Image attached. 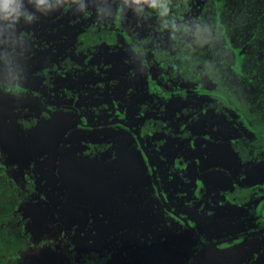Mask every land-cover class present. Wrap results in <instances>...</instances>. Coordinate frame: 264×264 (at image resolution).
Masks as SVG:
<instances>
[{
	"label": "flooded vegetation",
	"instance_id": "obj_1",
	"mask_svg": "<svg viewBox=\"0 0 264 264\" xmlns=\"http://www.w3.org/2000/svg\"><path fill=\"white\" fill-rule=\"evenodd\" d=\"M31 1L48 11L10 14L25 21L24 26L0 37V66H18L22 73L16 77L12 72L6 79L0 76V93L36 95L44 109L38 117H31L34 111L29 106L12 108L13 115L20 113L15 117L21 126L30 130L39 122L50 121L58 111L74 115L73 122L61 126L59 143H94L87 144L91 146L86 148L87 157L99 165L105 163V169L119 160L114 143L132 142L127 139L131 137L162 205L160 211L168 218L170 228L164 237L171 242L166 252L175 254L174 264H196L205 259L206 251L216 263L264 264V113L254 114L244 92L227 91L222 79H213L202 66L193 67L192 77L181 66L190 46L197 49L193 39L206 0H188L178 13L158 12L155 0ZM168 1L170 10L173 5L183 6V0ZM0 7L7 12L6 6ZM218 26L217 33L228 40L227 35L242 32L227 28L222 20ZM260 32L264 28H254V23L246 29L248 34ZM249 46L250 42L240 46V55L249 53ZM130 51L136 58L127 56ZM3 62L8 65H1ZM247 62L241 69L245 74L254 64L264 66V59L258 63L248 58ZM239 64L242 62L233 67ZM134 80L141 92L137 95L133 88L123 91ZM246 93L251 98L256 95L253 90ZM74 132H89L91 138L74 141ZM67 136L69 140H65ZM51 137L48 133L42 143H57ZM2 154L1 150L0 171L11 185L25 187L28 181L35 186L37 178L43 187L41 202L52 206L46 195L52 190V179L46 180V187L41 182L44 172L49 179L47 168L52 166L39 164L36 171L33 162L23 177L13 162L4 166L8 156L3 159ZM13 157L9 159L13 161ZM116 173H109L107 181L112 182ZM127 179L132 181L131 176ZM55 180V186L67 194L61 174ZM102 188L105 182L96 190ZM132 204L124 212L133 209ZM196 215L208 225L198 223ZM95 228V224L86 226L88 240L85 249L79 250L73 231L67 233L60 226L61 247H68L72 264L83 259L84 264L114 261L116 241L111 235L92 240L88 232ZM190 234L195 241H190ZM76 256L79 262H75Z\"/></svg>",
	"mask_w": 264,
	"mask_h": 264
},
{
	"label": "rangeland",
	"instance_id": "obj_2",
	"mask_svg": "<svg viewBox=\"0 0 264 264\" xmlns=\"http://www.w3.org/2000/svg\"><path fill=\"white\" fill-rule=\"evenodd\" d=\"M62 1L64 0H59L58 2ZM135 2L138 3L137 0ZM128 4L130 3L128 2ZM2 5L7 7V0H3ZM43 6L41 7L37 2L31 0H16L14 4L16 13L20 12L21 14L48 11ZM2 10L3 8L0 7V37L10 32L15 33L19 27L23 28L25 21L22 20L21 22L12 18L10 13H3ZM101 10L103 11L102 15H105L104 6ZM49 13H46V15H51ZM12 19H15L16 22ZM2 39L4 38L2 37ZM46 40L48 42L49 38L47 37ZM129 54H131V58H136L132 56L131 51L127 53V56ZM101 59H103V56ZM1 65L7 66L8 64L3 62ZM9 66L10 68L0 66V76H6L4 79L8 78V75L12 74V72H15L14 76L16 77L22 75L20 70H18V66L15 68L11 64ZM136 81L127 83L123 91L133 88L138 95L141 92V86H135L137 84ZM25 94L0 93V151L2 150L3 159L4 156H8L3 161L4 166L10 165L8 163L12 161L9 158L13 156V162L18 159L20 162L26 163L29 162L28 153L38 156L43 154L45 150L41 149V145L46 140L48 133L49 136H52L51 138H54L59 143L58 137L63 135L61 126L65 125L67 127L73 122V114L70 113L73 115L71 117L66 112L60 113L58 111L57 114L54 113V117L50 121L39 122L36 127L25 130L20 122L17 121L20 113L14 112L17 115L15 117L12 114V108L29 106L34 111L31 117H38L44 110H42V106L35 98L36 95ZM70 118H72V121H70ZM79 129L82 130V128ZM74 133L76 134L74 141L76 139L78 142L81 140L86 141L91 138L88 136L91 135L89 132H86V134H81L84 132ZM24 134L30 136H24ZM113 137L118 139L116 136ZM69 138L67 136L65 140H69ZM127 139L133 142L131 137L127 136ZM34 141H37L40 145L37 150L35 149L38 144L30 147V144ZM132 142L114 143L117 147L119 160L114 161L115 164L109 165L107 169H105V163L99 165L87 157L86 152L88 151L86 148L91 147L87 146V144L94 145V143H60V146L50 143L53 144V152L48 156L46 155V158L52 161V169L48 170L51 174L47 182H51V179L55 180V177L61 174L62 180L67 185V194H65L67 203L65 207L69 218L65 219L63 230L66 229L68 233L73 231L70 234L73 236V242L79 250L85 249V244L88 240V235L85 232L87 225L89 227L94 226V224L97 225L95 231L88 232L94 241L98 236L111 235V239H114L117 243L118 253L112 258L114 261L109 264H156L157 261H164L165 264H174L175 254L172 250L168 254L166 252V248L168 244L171 246V242L164 237L167 234L166 229L170 228L167 221L168 218L162 213L163 210L160 211L159 206L162 209V205L150 186L149 172L141 162V152L137 144ZM67 146H70V148ZM14 166L16 165L14 164ZM113 170H117V173L112 175L114 180L108 182V174L113 172ZM16 171L18 173V166H16ZM96 171L105 172V175L95 174ZM17 176V174H14L15 178ZM128 176H131V182L127 179L129 178ZM41 182L44 187L47 186L46 172L41 176ZM104 182L105 189L102 188L97 191L96 188H100ZM58 189L60 191V187ZM62 195L63 193L61 192L57 194L56 198L60 199ZM131 202L133 203V209L124 212V208H128L127 205L131 204ZM78 204L81 206H78ZM46 206L42 202L38 207L46 208ZM55 214L57 216V213ZM196 217L199 218L197 220L198 223L202 224L205 222L202 216L196 215ZM196 217L195 219H197ZM210 221L212 220L210 219ZM104 222L105 224H103ZM55 223L54 221H44L42 219H34L26 223L32 229L34 247L30 248L28 255L22 261L29 264H67L64 257L68 255L69 249L68 247H61V229H58ZM205 224L208 225V222H205ZM58 227L60 228V226ZM190 237L191 234L189 235ZM190 241L195 240L190 238ZM205 253V259L195 262L196 264H222L219 260L216 263L215 259L210 258V252L206 251Z\"/></svg>",
	"mask_w": 264,
	"mask_h": 264
},
{
	"label": "trees",
	"instance_id": "obj_3",
	"mask_svg": "<svg viewBox=\"0 0 264 264\" xmlns=\"http://www.w3.org/2000/svg\"><path fill=\"white\" fill-rule=\"evenodd\" d=\"M169 3L168 0H155L153 4L158 12L162 11L160 13H178L189 4L188 0H183L182 7L173 5V10H170ZM221 20L226 23L227 28L236 27L242 32L227 35L230 38L228 40L224 34L217 33ZM253 23L254 28H264V0H221L220 2L206 0L199 14L196 38L193 39L197 49L192 50L190 46L181 66L188 77L193 76V67L202 66L204 72L213 79L218 81L222 79V85L227 91L244 92V99L250 101L254 114L262 115L264 66L254 64L253 69L248 67L249 74L241 71L246 68L248 58L258 63L264 59V33H246L249 24ZM247 42H250V52L240 55L238 49ZM240 62L242 64L233 67ZM178 65L180 66V63ZM251 75L257 76L251 80ZM250 90L256 92L255 97L251 98L247 95L246 92ZM50 166L52 165H46V167ZM47 170L51 169L47 168ZM24 175L25 170L21 176ZM18 185L15 183L12 186L0 171V264H29L22 259L28 255L30 248L34 247L32 229L26 223L31 221L28 215L29 209L42 203L43 195L35 189L33 182L27 181L25 187ZM51 186H55L54 179ZM64 258L67 264L71 263L69 254ZM84 263L85 260H81L80 264Z\"/></svg>",
	"mask_w": 264,
	"mask_h": 264
},
{
	"label": "water",
	"instance_id": "obj_4",
	"mask_svg": "<svg viewBox=\"0 0 264 264\" xmlns=\"http://www.w3.org/2000/svg\"><path fill=\"white\" fill-rule=\"evenodd\" d=\"M38 144V145H37ZM56 146H60V143H54ZM37 145V146H36ZM36 146L37 148L35 150H37L38 148H40L39 143H31L30 147ZM53 144L50 143H42L41 145V149L45 150V152L43 154H39L38 155H34L33 153H28L27 157L29 162L26 163H22L20 162L18 159H16L13 164H15L16 166L19 167V171L18 173H23L25 169H28L32 163L34 162V170L38 171V166L39 164H45V165H52V161L49 158H46L44 161L39 160V158L36 157H46V155H50L53 152ZM69 148V146H67ZM14 155V154H13ZM51 161V162H50ZM46 180H48V178L46 177ZM35 189L38 192H42L43 191V187L40 183V181L36 178L35 180ZM58 190V192H56ZM57 194H60V191L58 189V187L53 186L52 190H49L48 192H46V195L53 201L52 206H46V208L43 207H38L41 203H39L36 206H32L29 209L28 215L30 216L31 220L34 219H42L44 221H54L56 222V227L59 229V224L61 226V229L63 230L64 227H62L63 225L65 226V219L69 218L67 216V208L65 207L66 205V197L65 195L60 196V199H57L56 196ZM64 199V201H63ZM63 202V203H62ZM59 206V207H57ZM37 210V211H36ZM36 211V212H35ZM66 212V213H65ZM57 213V216L56 214ZM59 222V224H58ZM63 231H66L68 233V231L65 229ZM216 247V245H213ZM76 261L79 262L80 259L78 256H76Z\"/></svg>",
	"mask_w": 264,
	"mask_h": 264
},
{
	"label": "clouds",
	"instance_id": "obj_5",
	"mask_svg": "<svg viewBox=\"0 0 264 264\" xmlns=\"http://www.w3.org/2000/svg\"><path fill=\"white\" fill-rule=\"evenodd\" d=\"M16 0H7V7L6 11L9 12L10 14H16V9L14 7ZM3 4V0H0V5Z\"/></svg>",
	"mask_w": 264,
	"mask_h": 264
}]
</instances>
